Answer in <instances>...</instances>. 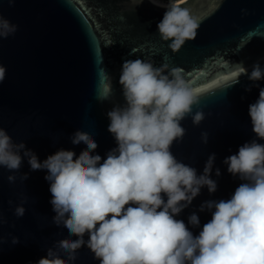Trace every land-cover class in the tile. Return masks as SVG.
Listing matches in <instances>:
<instances>
[{"label":"water","instance_id":"water-1","mask_svg":"<svg viewBox=\"0 0 264 264\" xmlns=\"http://www.w3.org/2000/svg\"><path fill=\"white\" fill-rule=\"evenodd\" d=\"M182 6L200 20V27L195 39L173 52L157 31L165 9L149 0L140 5L137 0H0V16L17 26L0 37V127L14 142L24 141L41 161L57 150L79 158L86 149L73 147L70 137L81 132L96 141L94 151L103 160L116 146L107 112L125 103L119 84L122 63L140 58L155 67L180 66L198 97L193 112L202 111L204 119L199 125L190 115L181 120L185 134L170 150L198 175L208 155L216 154L211 175L217 190L210 194L203 187L176 217L195 236L211 219V212L199 211V205L227 200L244 182L227 172L223 160L255 137L248 106L258 98L259 88L245 91L251 84L245 72L257 61L264 67V0H222L219 7L216 0H187ZM233 73L240 74L234 84ZM258 83L264 87V80ZM103 87L109 90L107 98H102ZM202 132L208 134L207 143L201 142ZM46 172L31 170L26 159L19 170L0 166V219L6 221L0 223V264H38L55 250L54 244L70 239L51 223ZM9 174L16 176L14 182L8 181ZM21 202L26 210L17 217L14 208ZM193 212L200 227L188 225ZM12 236L18 243H11ZM74 264L99 261L82 247Z\"/></svg>","mask_w":264,"mask_h":264},{"label":"clouds","instance_id":"clouds-1","mask_svg":"<svg viewBox=\"0 0 264 264\" xmlns=\"http://www.w3.org/2000/svg\"><path fill=\"white\" fill-rule=\"evenodd\" d=\"M149 2L165 9L157 31L162 41H170L173 52L196 38L200 20L182 6L187 0ZM220 3L216 0L217 7ZM16 28L0 16V37ZM245 74L251 82L245 91L259 88L258 98L248 106L255 137L223 160L227 172L244 182L227 200H206L199 205V211L211 212V219L195 236L176 217L203 187L210 194L217 190L211 175L216 154L208 155L198 175L196 168L178 160L170 150L185 134L181 120L190 115L193 124L199 125L204 119L202 111L193 112L198 97L180 66L163 63L155 67L140 58L122 63L119 84L125 103L107 112L108 131L116 146L103 160L94 151L96 141L81 132L70 137L73 147L86 149L79 158L57 150L41 161L24 141L14 142L0 127V166L19 170L26 159L31 170H47L51 223L70 237L54 244L55 250L47 251L46 259L38 264H74L82 247L99 264H264V143L258 142L264 140V87L258 83L264 80V67L254 62ZM239 75L230 83H236ZM3 78L0 69V81ZM108 95V88L103 87L102 98ZM207 140V132H202L201 142ZM220 174L216 168L215 175ZM26 178L27 173L22 174L21 179ZM7 179L14 182L16 176L9 174ZM25 210L21 202L14 214L22 217ZM187 222L200 227L196 212ZM11 243H18V237L12 236Z\"/></svg>","mask_w":264,"mask_h":264},{"label":"snow or ice","instance_id":"snow-or-ice-1","mask_svg":"<svg viewBox=\"0 0 264 264\" xmlns=\"http://www.w3.org/2000/svg\"><path fill=\"white\" fill-rule=\"evenodd\" d=\"M237 73H233L232 75H233V77H235V75H236Z\"/></svg>","mask_w":264,"mask_h":264}]
</instances>
